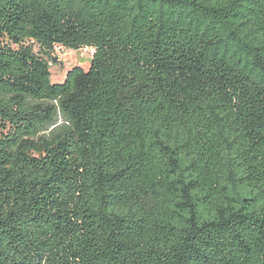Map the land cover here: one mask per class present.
Instances as JSON below:
<instances>
[{
	"label": "trees",
	"instance_id": "1",
	"mask_svg": "<svg viewBox=\"0 0 264 264\" xmlns=\"http://www.w3.org/2000/svg\"><path fill=\"white\" fill-rule=\"evenodd\" d=\"M0 264H264V0H0Z\"/></svg>",
	"mask_w": 264,
	"mask_h": 264
},
{
	"label": "rangeland",
	"instance_id": "2",
	"mask_svg": "<svg viewBox=\"0 0 264 264\" xmlns=\"http://www.w3.org/2000/svg\"><path fill=\"white\" fill-rule=\"evenodd\" d=\"M94 50H68L63 47H56L54 60L51 62V81L52 83H63L69 71L75 67H81L84 70H89Z\"/></svg>",
	"mask_w": 264,
	"mask_h": 264
},
{
	"label": "bare ground",
	"instance_id": "3",
	"mask_svg": "<svg viewBox=\"0 0 264 264\" xmlns=\"http://www.w3.org/2000/svg\"><path fill=\"white\" fill-rule=\"evenodd\" d=\"M88 49H91L92 50V48H88Z\"/></svg>",
	"mask_w": 264,
	"mask_h": 264
}]
</instances>
